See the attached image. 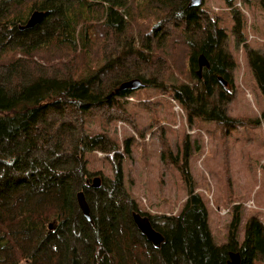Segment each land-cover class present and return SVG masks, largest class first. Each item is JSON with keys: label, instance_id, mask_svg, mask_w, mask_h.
Instances as JSON below:
<instances>
[{"label": "trees", "instance_id": "1", "mask_svg": "<svg viewBox=\"0 0 264 264\" xmlns=\"http://www.w3.org/2000/svg\"><path fill=\"white\" fill-rule=\"evenodd\" d=\"M34 11L45 13L42 23L21 30ZM233 18L240 43L242 15ZM220 21L190 0H0V264H228L231 252L243 264L261 261L256 221L240 244L236 217L229 243L216 245L193 188L179 215H147L165 239L154 248L135 228L133 213L144 214L125 188L118 143L89 129L99 116L129 120L122 99L133 93L109 97L135 78L169 93L190 122L228 123L218 78L231 83L233 62ZM171 42L180 60L185 53L189 84L161 72L170 71ZM201 55L210 62L202 79ZM250 57L264 97V57ZM94 152L108 155L115 175L96 190L86 184ZM81 191L94 226L76 205Z\"/></svg>", "mask_w": 264, "mask_h": 264}, {"label": "rangeland", "instance_id": "2", "mask_svg": "<svg viewBox=\"0 0 264 264\" xmlns=\"http://www.w3.org/2000/svg\"><path fill=\"white\" fill-rule=\"evenodd\" d=\"M232 4L204 0L199 8L219 18L228 35L225 53L233 62L231 83L226 87L227 100L219 102L228 123L190 122L169 93L151 87L122 99L129 120L107 122L99 116L89 123L91 134L108 133L118 143L125 188L144 216L179 215L193 188L207 207L211 237L218 246L229 243L236 217L234 232L240 244L253 221L264 238V97L250 63L251 53L264 57V6L262 0ZM236 10L243 19L240 43L232 32ZM172 46L169 43L170 71L161 72L172 84H189L181 77L187 71L185 53L180 60ZM86 158L94 174L91 179H115L107 154L94 152ZM262 252L261 261L254 264H264Z\"/></svg>", "mask_w": 264, "mask_h": 264}, {"label": "water", "instance_id": "3", "mask_svg": "<svg viewBox=\"0 0 264 264\" xmlns=\"http://www.w3.org/2000/svg\"><path fill=\"white\" fill-rule=\"evenodd\" d=\"M228 2H233L234 0H226ZM204 3V0H190V7L192 8H202ZM45 17V13L42 11H34L32 15L29 17V20L27 23L21 27V30H29L33 29L39 24L42 23L43 19ZM198 71L196 74H198L199 78L201 79L203 77V72L205 69L210 68V62L206 58L205 55H201L198 58ZM219 83L221 86L226 88L228 86V83L225 81L223 77L218 78ZM144 88H147V85L143 82L142 79L135 78L129 81H126L122 83L117 90L114 91V93L109 97L120 95L121 93L131 92L135 93L139 90H142ZM87 184L90 185L93 189H99L102 186V179L100 177H95L92 180V183L90 179L87 181ZM76 201L78 205L79 210L81 211L82 215L85 217V219L94 226V221L91 213L90 204L87 201L86 195L83 191L78 192L76 195ZM135 228L141 233L142 236L146 238L149 243H151L154 248L159 249L165 242L164 236L157 232L153 227L152 223L150 221V218L148 216H142L139 213H133L132 215ZM241 254L238 252H231L230 253V259L228 264H243Z\"/></svg>", "mask_w": 264, "mask_h": 264}, {"label": "flooded vegetation", "instance_id": "4", "mask_svg": "<svg viewBox=\"0 0 264 264\" xmlns=\"http://www.w3.org/2000/svg\"><path fill=\"white\" fill-rule=\"evenodd\" d=\"M201 79H202V78H201ZM89 179H90V181H91V183H92V180H93L94 178H93V179L89 178ZM87 181H88V180H87ZM86 184H87V182H86ZM87 185H88V184H87ZM88 186H90V185H88Z\"/></svg>", "mask_w": 264, "mask_h": 264}, {"label": "built area", "instance_id": "5", "mask_svg": "<svg viewBox=\"0 0 264 264\" xmlns=\"http://www.w3.org/2000/svg\"><path fill=\"white\" fill-rule=\"evenodd\" d=\"M180 110H181V109H180ZM177 113H179V112H177ZM180 113L184 114V113H183V110H181V112H180Z\"/></svg>", "mask_w": 264, "mask_h": 264}, {"label": "bare ground", "instance_id": "6", "mask_svg": "<svg viewBox=\"0 0 264 264\" xmlns=\"http://www.w3.org/2000/svg\"><path fill=\"white\" fill-rule=\"evenodd\" d=\"M30 17V16H29ZM239 253V252H238ZM242 257V256H241Z\"/></svg>", "mask_w": 264, "mask_h": 264}]
</instances>
